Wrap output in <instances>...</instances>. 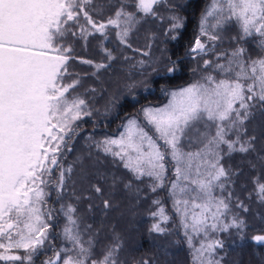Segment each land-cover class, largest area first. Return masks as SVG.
<instances>
[{"label":"snow or ice","instance_id":"1","mask_svg":"<svg viewBox=\"0 0 264 264\" xmlns=\"http://www.w3.org/2000/svg\"><path fill=\"white\" fill-rule=\"evenodd\" d=\"M163 2L0 0V261L32 264L51 227L47 221L52 219V211H42L48 195L42 185L49 183L44 177L51 175L50 166L60 168L56 184L59 197L73 173L72 165L60 166L58 154L75 134V122L92 113L84 99L70 95L80 80L65 82L73 58L72 43L76 39L86 42L97 34L107 40L112 29L119 44L131 48L129 37L142 20L162 19L157 6ZM169 8L176 5L169 4ZM105 10L110 15L97 19ZM169 19L168 31L178 35L185 17L173 14ZM225 41L229 48L217 51ZM248 44H254L255 49L246 47ZM102 51L107 62L81 60L94 67V76L117 59L112 50L102 47ZM208 52L215 54L214 60L203 59ZM193 53V60L196 56L203 59L190 69L198 79L175 90L161 87L166 103H149L135 114H126L123 131L95 146L119 159L137 180L148 177L154 181L149 186L153 193L165 186L171 168L174 178L169 194L180 216L191 264H224L227 249L221 234L235 233L243 240L247 229L246 221L233 212V199L235 208L249 210L229 190L232 177L241 170L225 161L239 153L251 169L258 165L264 168V128L249 131L257 117L264 118V0H209L200 12L198 35L185 55ZM142 54L148 56L149 52ZM138 63L143 68L148 62ZM170 64L168 73L178 70L177 61ZM133 87L135 84L128 85ZM88 156L91 158V153ZM77 163H81L79 180L102 197L104 188L93 179L107 183V177L99 169L89 173L79 158ZM117 182L113 177V191ZM253 185L258 201L264 203V178L254 177ZM124 188L131 192V182ZM73 195L77 201L91 199L83 192L76 195L74 191ZM103 207L116 205L104 199ZM61 210L67 221L63 239L71 247L61 248L55 259L44 264L61 260L62 264H123L118 259L122 246L118 236L96 257L93 237L87 241L82 237L77 208L68 204L66 210L61 205ZM151 215L158 219L149 232L166 234L169 230L162 225L170 217L164 208L158 207ZM196 238L200 239L194 243ZM250 239L264 245V232ZM135 264L150 261L141 259Z\"/></svg>","mask_w":264,"mask_h":264},{"label":"trees","instance_id":"2","mask_svg":"<svg viewBox=\"0 0 264 264\" xmlns=\"http://www.w3.org/2000/svg\"><path fill=\"white\" fill-rule=\"evenodd\" d=\"M99 2L103 3L104 0ZM208 2L209 0H164L157 6L162 19L148 17L142 20L129 37L131 48L119 44L115 30L112 29L108 31L107 40L97 34L89 37L86 42L76 39L72 43L73 51L70 55L73 58L69 61V75L65 77V82L77 78L80 80L70 95L84 99L88 105L87 110L92 114L75 122V134H71L72 139L67 141V147L62 146L58 154L61 167L73 166L71 179H66V187L59 197L56 184L60 168L50 166L51 175L44 177L49 183L42 185L48 193L47 202L42 209L45 213L52 211V219L47 221L51 227L48 229V239L33 257L32 264H44V261L54 259L55 254L61 251L65 241L62 232L67 222L61 205L68 204L77 208L75 216L82 237L86 241L90 235L93 237L96 257H99L106 246L113 242L114 237L118 236L122 245L118 259L123 264H135L141 259L149 260L150 264H191L190 248L184 236L180 216L175 212L173 198L169 194L170 180L174 178L171 168L165 186L153 193L149 186L154 181L148 177L137 180L123 167L119 159L105 155L95 145L106 137L118 135L123 129L126 114H135L142 105L149 103H165L168 98L161 93V87L173 90L198 79L199 76L194 77L190 69L197 63L202 64L203 59H215L213 52L203 55V59L196 56L195 60L192 56L196 54L185 55L198 35L200 12ZM169 4L176 5V8H169ZM173 14L185 17L184 27L179 30L178 35L168 31L171 23L169 17ZM107 15H110V12L105 10L104 16L96 18L106 19ZM172 35L177 38L171 39ZM68 42H71V39ZM102 47L112 50L117 59L109 69L101 70L94 76V67L81 63V60L107 62L104 60ZM246 47L255 49L254 44H248ZM227 48L229 43L225 41L217 51ZM144 51H148L149 55L144 56ZM141 60L148 62L143 68L138 63ZM170 61H177L178 70L173 73L167 72V68L171 66ZM153 68L156 69L155 72ZM130 84H135V87L129 89ZM253 127H256L258 132L264 128V118L257 117L256 121L249 125V131H252ZM78 158L87 166L89 173L99 169L107 177V183L93 179V182L101 183L104 188L102 197L90 192L87 182L79 180L81 163H77ZM245 160L242 154L236 153L230 160L225 161L226 165H231L233 169L241 170L238 175L232 177L233 183L229 185V190L233 191L235 197H239L249 210L243 212L242 209L235 208L236 200L233 199V212L239 213L246 221L247 229L243 240L235 233L221 234L227 249L224 264H264V245H257L250 239L251 235L264 232V203L258 201L253 191V178L258 175L264 178V168L258 165L256 169H251ZM113 177L118 178L114 191L111 188ZM129 182L132 185L131 192L124 188V184ZM74 191L76 195L83 192L84 196H90L91 199L77 201L73 195ZM104 199H110L116 207L105 209ZM154 200H159L160 204H153ZM161 206L170 217L169 221L162 225L169 231L166 234L150 233L151 225L158 219L151 213ZM88 225L92 226L91 229H87ZM198 240H194V243ZM19 254L24 253L21 251ZM63 256L64 253L61 252V257ZM0 264L9 262L0 261ZM57 264H62V260L57 261Z\"/></svg>","mask_w":264,"mask_h":264},{"label":"rangeland","instance_id":"3","mask_svg":"<svg viewBox=\"0 0 264 264\" xmlns=\"http://www.w3.org/2000/svg\"><path fill=\"white\" fill-rule=\"evenodd\" d=\"M176 89V88H175ZM175 89H173V90H175ZM81 98V97H80ZM167 102V101H166ZM165 102V103H166ZM123 131V129L121 130V132ZM120 132V133H121ZM119 133V134H120ZM118 134V135H119ZM118 135H114V136H109V137H112V138H115V137H117ZM106 138H108V137H106ZM105 139V138H104ZM43 187V186H42ZM216 194L217 195H219L220 194V192H219V190L217 189V191H216ZM162 207V206H161ZM65 210H66V206H65ZM42 211H43V209H42ZM166 214V213H165ZM167 215V214H166ZM67 223V222H66ZM255 234H257V233H255ZM255 234H253V235H255ZM253 235H251L250 237H252ZM84 239V238H83ZM197 239H200V238H196V240ZM85 240V239H84ZM86 241V240H85ZM71 247V245L67 242V241H64V243L62 244V247L61 248H70ZM65 255V254H64ZM55 259V258H54Z\"/></svg>","mask_w":264,"mask_h":264}]
</instances>
